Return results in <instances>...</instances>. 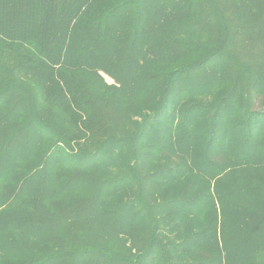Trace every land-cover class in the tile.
Here are the masks:
<instances>
[{"label":"trees","instance_id":"trees-1","mask_svg":"<svg viewBox=\"0 0 264 264\" xmlns=\"http://www.w3.org/2000/svg\"><path fill=\"white\" fill-rule=\"evenodd\" d=\"M263 240L264 0H0V264Z\"/></svg>","mask_w":264,"mask_h":264},{"label":"rangeland","instance_id":"rangeland-1","mask_svg":"<svg viewBox=\"0 0 264 264\" xmlns=\"http://www.w3.org/2000/svg\"><path fill=\"white\" fill-rule=\"evenodd\" d=\"M107 80L108 81H112L110 78H107ZM117 110V109H116ZM118 115H124V118H125V114L124 113H118ZM110 171V170H109ZM109 173H108V171H102V174H100L101 175V179L102 178H104L105 176H107ZM108 184V183H107ZM109 184H111V182H109ZM101 220H102V218H101ZM262 243H263V246H264V240L263 241H261ZM92 264V263H91Z\"/></svg>","mask_w":264,"mask_h":264}]
</instances>
